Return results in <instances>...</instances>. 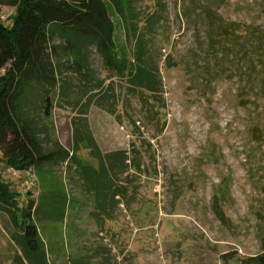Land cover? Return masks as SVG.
<instances>
[{
  "label": "trees",
  "instance_id": "trees-1",
  "mask_svg": "<svg viewBox=\"0 0 264 264\" xmlns=\"http://www.w3.org/2000/svg\"><path fill=\"white\" fill-rule=\"evenodd\" d=\"M225 3L176 0L180 25L186 24L198 39L206 38V49H191L194 76L189 62L183 66L191 76L189 88L198 85L203 89L201 78L212 84L234 69L229 63L239 57L240 66L232 77L251 80L243 81L245 85L240 87L241 105L247 106L246 96L256 91L253 81L264 83V22L228 21L220 10ZM0 5L15 8L10 23L0 18V161L18 169L20 180L21 174L37 171L44 181L37 194L22 186L27 198L23 204V190L13 188L0 170V214L15 228L12 236L22 248L21 262L52 264L51 248L36 220L64 223L72 212L84 213L91 225L122 244L121 231L115 225L123 212L138 202L139 183L134 178L145 168V137H139L140 147L134 143L132 149L104 151L89 115L94 106L99 107L138 133L142 131L136 125V113L147 127L160 126V110L165 107L160 62L171 66L170 59H162L161 53L169 38L168 2L0 0ZM112 10L124 26L130 53L119 55L115 51L117 25ZM261 13L264 17V7ZM93 54L98 56L105 77L93 69ZM63 56L67 58L62 60ZM214 63L217 69H213ZM117 78L122 83H117ZM263 88L264 84L257 90ZM120 104L124 108L120 109ZM56 108L73 110L72 148L54 133ZM82 148L88 149L97 165L83 161L79 155ZM60 166L64 176L58 178L54 169ZM52 170L57 176L51 175ZM217 206L216 213L223 217V209ZM112 246L117 247L111 241L98 245L92 254L72 257L70 264H120ZM243 261L264 264V248Z\"/></svg>",
  "mask_w": 264,
  "mask_h": 264
},
{
  "label": "rangeland",
  "instance_id": "rangeland-1",
  "mask_svg": "<svg viewBox=\"0 0 264 264\" xmlns=\"http://www.w3.org/2000/svg\"><path fill=\"white\" fill-rule=\"evenodd\" d=\"M166 1L169 38L161 53L162 59H170L171 66L160 62L165 104L160 110V126L147 127L136 113V125L142 131L138 133L99 107L94 106L89 115L104 151L132 149L134 143L140 147L145 137V168L134 178L139 183L138 202L126 209L115 225L123 243L91 225L82 212H72L64 223L37 219L41 236L51 248L52 264H70L75 255L92 254L94 247L108 241L117 245L112 246L113 254L120 264H249L243 260L264 248V88L257 90L264 83L253 81L256 91L246 96L247 106L241 105L240 87L243 81L251 80L232 77L240 66L238 57L229 63L235 68L212 84L201 78L203 89L198 85L200 88H189L191 76L183 64L190 63L193 77L196 68L191 49H206V38L198 39L186 24L180 25L176 0ZM263 7L264 0H226L220 10L228 21L258 24L264 22ZM14 13V7L0 5V18L6 23L12 21ZM112 14L117 25L115 51L119 55L130 53L124 26L113 10ZM90 61L101 77L107 75L97 55ZM214 64L213 69H217ZM116 81L122 83L121 79ZM132 102L136 105L135 97ZM72 111L56 108L52 120L55 135L68 148L73 146ZM79 155L85 163H98L86 148ZM0 170L13 188L23 190L21 203L26 204L22 189L26 172L20 180L3 161ZM54 170L58 178L64 176L61 166ZM55 171L52 176H57ZM33 174L31 188L37 194L44 181L37 171ZM217 204L224 211L223 217L216 213ZM14 229L8 217L0 214V264H28L21 262L23 252L12 236Z\"/></svg>",
  "mask_w": 264,
  "mask_h": 264
},
{
  "label": "built area",
  "instance_id": "built-area-1",
  "mask_svg": "<svg viewBox=\"0 0 264 264\" xmlns=\"http://www.w3.org/2000/svg\"><path fill=\"white\" fill-rule=\"evenodd\" d=\"M10 170L12 171V173L14 175H18L19 174L18 170L14 169L13 167H11ZM27 176L28 177L25 179L24 185L27 186V187H31V185H32V183L34 181L35 175L33 173L32 174L29 173V174H27Z\"/></svg>",
  "mask_w": 264,
  "mask_h": 264
}]
</instances>
